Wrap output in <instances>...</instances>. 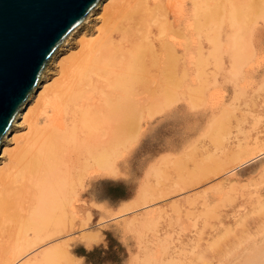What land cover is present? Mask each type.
<instances>
[{
  "label": "bare ground",
  "instance_id": "obj_1",
  "mask_svg": "<svg viewBox=\"0 0 264 264\" xmlns=\"http://www.w3.org/2000/svg\"><path fill=\"white\" fill-rule=\"evenodd\" d=\"M263 11L264 0H100L96 9L86 20V23L84 25L82 24L53 55L39 84L22 106L9 133L1 142L0 264H18L44 245L60 240L64 234L76 233L79 228V222L83 219L79 211L81 191L87 187H94L96 185L95 179L100 176L108 178L124 165L129 152V143L133 139L141 137L143 134L145 123L144 111L153 109L157 112H161L157 109L161 110L162 107H171L174 102L176 103V97L179 92L186 91L188 83L191 85V78H193L195 73L197 74L195 71L196 67L194 66L195 69L193 68V61L197 59V62L201 64L199 69H196L200 72V68H202L203 64H206L208 59V47L211 46V44L213 46L214 44L220 45L224 41L225 30L227 28H238L239 31V26L243 24V21L247 20L249 24L251 15H260ZM94 19L99 20L101 23L96 28L95 32L91 34L87 32L88 30L85 31L87 29L85 26L87 24L90 25ZM245 25L243 26L245 27ZM234 37H236V35H234L233 38ZM246 37L249 36L246 35ZM75 39L79 40L80 49L67 56L71 42ZM250 39L251 38H249V40ZM229 40H231V38ZM238 41H240V37ZM253 44H255V42ZM240 45L241 44H238V47H240ZM233 47L236 48V46ZM235 54L237 53L235 52ZM212 56L214 57V55ZM234 56L237 55H233V57ZM240 56L241 55L237 56V62ZM246 58L244 57L243 59L246 60ZM233 62L235 61L233 60ZM247 62L248 61H246V63ZM53 66H59V73L58 78L51 82V77L49 75ZM239 72L241 73V70ZM207 73L211 72L208 71ZM227 74H229V72ZM222 77H224V75ZM198 80L199 78H197V81ZM237 80L239 81V79ZM192 82L194 83V81ZM257 82L258 80L256 83ZM193 83V86L191 85L192 88L195 87V83ZM238 85H241V83ZM255 85L253 84L252 86ZM252 86L249 90H252ZM258 88L257 86L256 90ZM194 92L196 93V91ZM246 92L244 93L246 94ZM252 92L254 93V91ZM250 95L247 94V96ZM245 98L243 99H249L248 97ZM189 102L190 104H188V101L187 104L190 106L192 103L191 101ZM202 104L204 105V103ZM256 107L258 108V106ZM213 113L211 120L214 115ZM147 116H149V114ZM215 116L218 115L216 114L214 117ZM130 125L136 127L133 133L129 129ZM209 127L206 124V128L209 129ZM206 128L204 130H207ZM24 129L26 132L21 133ZM241 130L239 132H241ZM205 132L207 133V131ZM199 135H201V133ZM243 137H245V135ZM195 139L197 141V138ZM193 141L194 140L189 142L192 144ZM260 152L264 153V146L261 147L257 153ZM247 153V151L243 150L242 154H236L237 156L230 158L229 161L234 162L241 159ZM116 158H121V163L116 164ZM161 160L162 159H160V161ZM160 161H158V163H160ZM158 163L157 166L155 164L154 166L158 167V165H160ZM212 165L215 164L212 163ZM216 167L218 168V165ZM216 167H214L213 170ZM220 171L223 170L220 169ZM156 174L157 173H155V176ZM159 174L157 175L159 176ZM218 174L219 173H217V175ZM208 178L211 177H207L206 179ZM258 180L260 181V178ZM202 181L204 180H199V178H197L191 183L184 185V187H180L177 191L193 187ZM105 182H108V179H105ZM150 183L147 184L150 186ZM144 186L146 187V185ZM150 187H152V183ZM240 188L242 187L240 186ZM152 191L154 190L152 189ZM152 191L150 192L152 193ZM204 191L203 193L205 194ZM258 193L260 194V192ZM146 201L147 200L144 202ZM187 207L189 208V205ZM255 209L256 212H263L264 204L258 203ZM146 216H148V214H145V221L147 220ZM89 218L90 217L87 219ZM246 218L247 215L245 216V219ZM260 222H262V220ZM144 224L145 223H143V225ZM143 225H141V227ZM256 225L258 226L261 224L259 223ZM126 229H128V226H126ZM142 229H144V227ZM131 230L133 229L131 228ZM134 230L133 232H135ZM258 231L261 233V229H258ZM258 231L257 233L259 234ZM136 235L138 236V233H136ZM140 236L138 237L140 238ZM81 237L85 238L84 236ZM262 237L264 238V236ZM4 238H6L5 241ZM232 239H234V237ZM84 240L83 242L86 241ZM75 241H78V239L76 238ZM163 243L165 244L166 242ZM227 243L229 244V241H227ZM258 243L262 242L260 241ZM263 244L264 241L262 245ZM50 246L52 245L50 244L47 247L50 248ZM69 246V244L60 242L51 249H43L44 251L41 250L40 253H38V251L37 254L35 253L32 257L25 259L24 262L22 261V264H56L61 261V259L66 258L71 252L68 253ZM140 246L141 244H139V247ZM259 246L260 245H258L257 248H259ZM44 248L46 249V247ZM204 250L206 251L205 248ZM228 251L230 252V250ZM255 251L257 252L256 249ZM139 252L141 253L142 251ZM66 253L68 254L65 255ZM207 253L209 254V252L206 251V254ZM235 253H237V251ZM238 253H240V251ZM63 255L66 257L63 258ZM234 256L233 259L236 257ZM248 257L250 258V255ZM211 259L213 260V258ZM216 259L219 260L218 258ZM230 259L231 258H229V260ZM135 260L137 263V259ZM65 262H68V260ZM243 264H264V254H255Z\"/></svg>",
  "mask_w": 264,
  "mask_h": 264
},
{
  "label": "rangeland",
  "instance_id": "obj_2",
  "mask_svg": "<svg viewBox=\"0 0 264 264\" xmlns=\"http://www.w3.org/2000/svg\"><path fill=\"white\" fill-rule=\"evenodd\" d=\"M262 13H264V11ZM262 13L260 15H251L249 24L247 20L243 21V24L239 26V31L241 28L240 32L238 28H227L225 30L223 44H220L222 49L219 44H214V46L211 44V46L208 47V59L206 64H203L202 68H200L201 73L199 70H196L199 69L201 64L197 62V59L193 61V68L194 66L196 67V69H194L197 74H194L190 82L192 85V81H194L195 87L192 88L190 83H188V87L186 88L187 92L185 90V92L180 91L176 97V103L174 102L172 104L173 106L167 107L168 109L164 107H162L161 110L157 109L161 112H157L153 109L144 111L145 123L143 134L141 137L133 139V142L131 141L132 143H129V152L124 165L108 178L100 176L95 179L96 185L94 187H87L81 191L79 211L83 219L79 222L77 232L64 234L67 237L63 235V237H61L62 239L60 238L58 241L44 245L39 250L31 253L27 258L32 257L35 253L37 254L38 251V253H40L43 249H51L60 242L69 244L68 253L71 252L65 254H68V259L63 255V258H66H64L65 260L61 259V261L58 262L59 264H243L255 254H264V244L262 245L264 241L262 237L264 236V224H262L264 223V211H255V206H257L258 203L264 204V153H257L259 149L264 146V14ZM85 23L86 21L83 25ZM100 23L99 20H92L90 25L87 24L85 26V28H87L85 31L88 30V33H94ZM243 25H245V27ZM247 31L250 32L251 36ZM244 33H247L246 35L249 37H246ZM234 35H236V37L233 38ZM239 37L240 41H238ZM230 38L231 40H229ZM249 38L251 39L249 40ZM254 42L255 44H253ZM238 44H241L240 47H238ZM79 46V40H73L67 56L77 52L80 49ZM233 46H236V48ZM233 50L237 54H235ZM212 55H214V57ZM233 55H241L239 57L240 61L238 60L237 62L238 57H233ZM244 57H247L246 60L243 59ZM232 59L235 62H233ZM246 61L248 62L246 63ZM51 70L49 76L52 82L58 78L59 66H53ZM240 70L241 73L239 72ZM208 71L211 73H207ZM227 71L229 74H227ZM223 75L224 77H222ZM197 78H199L198 81ZM237 79L242 82H239ZM257 80L258 82L256 83ZM238 82L241 83V85H238ZM253 84L256 85L252 86ZM237 85L241 87L238 88ZM251 86L252 90H249ZM257 86L259 88L256 90ZM194 91H196V93ZM252 91H254V93ZM244 92H246V94ZM247 94H251V97L247 96ZM187 101L188 104H190L189 101H191L192 104L189 106ZM202 103H204V105ZM256 106H258V108ZM147 113L150 117L147 116ZM212 113L218 115L215 117L213 115L214 119L212 118V120L214 122L211 120ZM206 124L208 127L210 125L209 129L206 128ZM135 128L134 125L129 126L132 133L135 131ZM205 128L207 130H204ZM203 130L204 133L202 134ZM240 130L241 132H239ZM205 131H207V133ZM24 132H26L25 129L21 133ZM200 133L202 136L199 135ZM244 135L245 137H243ZM195 138H197V141ZM192 140H194L195 143L194 141L192 144L189 142ZM243 150L248 152L246 154L247 156L244 155L243 158L234 162L229 161L230 158L242 154ZM116 159V164L121 163V158ZM160 159L162 160L160 161ZM158 161H160V163H158ZM157 163L160 164L158 165L159 168L156 167ZM212 163L215 165H212ZM154 164L156 166H154ZM217 165L218 168L216 167ZM214 167H216V170L214 169L215 171L213 170ZM219 168L223 171H220ZM155 173L160 174L159 176L157 174L155 176ZM217 173L219 174L217 175ZM207 177L211 178L206 179ZM197 178H199V180L203 179L204 181L185 190L177 191L180 187H184V185L191 183ZM259 178L260 181L258 180ZM105 179H108V182H105ZM146 181L148 184L151 182L152 187H150L151 183L149 186ZM144 185H146V187ZM240 186L242 188H240ZM152 189L154 191H152ZM150 191H152V193ZM258 192H260V194ZM223 193L227 195L225 194V196ZM145 200L147 201L144 202ZM188 205L189 208L187 207ZM208 213L211 214V217ZM145 214H148V216H146L148 221L144 219ZM246 215L247 218L245 219ZM88 217L90 218L87 219ZM141 219L144 220L142 221ZM261 220L262 222H260ZM143 223L145 224L143 225ZM259 223L261 225L257 226L256 224ZM141 225L143 226L141 227ZM126 226H128V229H126ZM143 227L144 229H142ZM131 228L133 230L136 229L134 230L135 232H133ZM258 229H261V233ZM136 233H138V236L141 235V239ZM233 237L234 239H232ZM76 238L78 241H75ZM5 240L6 238H4V241ZM83 240L85 242H83ZM259 240L262 243H258L260 242ZM162 241L166 243L164 244ZM227 241H229V244ZM50 244L52 246H50V248L47 247ZM139 244H141L140 247ZM257 244L260 245L259 248H257ZM44 247H46V249ZM203 247L209 254H206ZM260 249L263 250L261 251ZM228 250H230V252ZM234 250L235 252L237 251V253H235ZM139 251L142 252L140 253ZM239 251L240 253H238ZM249 255L250 258L248 257ZM233 256L235 259H233ZM210 257L213 258V260ZM229 258L231 259L229 260ZM25 259L22 261L24 262ZM135 259H137V263ZM67 260L68 262H65ZM22 261L18 264H22Z\"/></svg>",
  "mask_w": 264,
  "mask_h": 264
},
{
  "label": "water",
  "instance_id": "obj_3",
  "mask_svg": "<svg viewBox=\"0 0 264 264\" xmlns=\"http://www.w3.org/2000/svg\"><path fill=\"white\" fill-rule=\"evenodd\" d=\"M100 0H0V145L53 55Z\"/></svg>",
  "mask_w": 264,
  "mask_h": 264
}]
</instances>
